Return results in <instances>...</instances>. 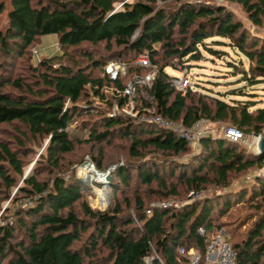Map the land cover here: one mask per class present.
<instances>
[{
  "label": "trees",
  "instance_id": "16d2710c",
  "mask_svg": "<svg viewBox=\"0 0 264 264\" xmlns=\"http://www.w3.org/2000/svg\"><path fill=\"white\" fill-rule=\"evenodd\" d=\"M222 1L237 4L252 25H264V0ZM5 10L0 125L13 126V134L0 138V186L10 190L21 181L14 202L20 198L29 206L13 210L12 222L0 223V264H189L179 248L203 254L208 235L225 224L222 218L234 206L248 203L255 210L253 220L243 232L227 228L226 240L235 252L234 264H264L263 175L255 173L234 191H209L177 208L144 211L152 196L167 200L189 190L226 188L248 170H261L264 155L209 135L193 151L172 131L110 115L88 100L95 96L107 107L113 101L126 104L128 98L116 90L148 71L133 63L146 53L157 72L150 86L136 89L133 102L139 114H158L185 126L206 119L259 133L264 130V105L225 99L236 91L213 95L194 86L178 90L165 68L189 71L192 62L204 59L203 50L219 56V50L206 44L210 39L244 56L247 67L242 62L230 66L242 80L258 83L264 80V35L252 33L224 4L212 0H0V13ZM45 34L57 35L60 51L34 61L32 49ZM85 45H101L104 52L93 56ZM116 59L125 64L126 73L111 79L105 67ZM79 103H85L84 109ZM82 114L93 119L77 124ZM72 123L87 135L70 137ZM44 141L41 164L25 173L33 146ZM115 143L125 146L126 161L110 175L108 207L92 209L87 202L91 188L74 174L63 175L73 165L67 156L84 145L102 169L106 147ZM127 190L132 191L129 196ZM15 234H21L19 239L14 240Z\"/></svg>",
  "mask_w": 264,
  "mask_h": 264
},
{
  "label": "rangeland",
  "instance_id": "374dc122",
  "mask_svg": "<svg viewBox=\"0 0 264 264\" xmlns=\"http://www.w3.org/2000/svg\"><path fill=\"white\" fill-rule=\"evenodd\" d=\"M215 2H221L224 4L234 15L236 19H239L242 24L245 25L246 28H248L252 33H257V34H262L264 35V25L260 27H256L252 25L244 12L241 10V8L235 4V3H230V2H224L222 0H212ZM119 6V5H118ZM6 7L7 9L10 8L8 1H6ZM8 22H7V10L4 12L0 13V30L4 31L5 28L7 27ZM57 35L56 34H45L39 37V40L35 43L34 48L32 49L33 52V60L38 61L42 57H48L53 54L59 53V46L57 43ZM224 41V40H223ZM226 42V41H224ZM206 44L215 50H219V56L213 55L211 53H208L203 50V55L205 56L203 60L198 61V62H192V68L188 71V76L190 78L191 86H194L195 89L198 90H207V92H211V94L216 95L218 93L226 94L229 92L236 91L237 94H228L226 96V100L230 101L231 99L233 100H239L240 102H253L256 103L257 105H264V80L255 83V84H250L248 81H244L241 78L240 73H236L235 68L231 67L230 64L234 63L237 65H240V62H242L244 67H247L248 61L247 59L239 55L237 51L226 45L225 43L221 44H216L210 39L206 41ZM83 48L88 49L91 51L93 56L97 54H102L104 52L103 47L101 45L98 46H91V45H85ZM78 53V52H77ZM230 63V64H229ZM165 72L169 74L170 76H180L181 72L178 69H174L172 67H166ZM196 86V87H195ZM108 95V98H111L113 96L112 92L106 93ZM91 105L95 107L96 109H101L108 114H114V115H126L130 116L125 112L122 111H117L115 112L113 110L114 108V101L112 102L111 106L105 105L104 103L100 102L95 96H91L90 99ZM80 107H83L85 103H79L78 104ZM135 103L131 102L130 105L128 106L127 111L135 112ZM122 110V109H121ZM86 112V111H85ZM120 112V113H119ZM132 117V116H130ZM92 116H86L85 114H82V117L77 119V124L80 122V120H92ZM76 123H72L70 125V128L68 130L69 136L74 138H84L87 135V131L81 130L79 127H76ZM222 126H227L226 123H221V122H211L209 121L206 123L204 126V129H209L218 132L219 129ZM13 126L8 125V124H1L0 125V138H10L13 134L12 132ZM264 131V130H263ZM259 133H244L246 135V141L241 142L240 144L244 146L247 152L255 153L254 150L257 146V140L260 136V134L263 132ZM122 142V141H121ZM117 143V142H116ZM115 143V144H116ZM111 147H106V159L103 164V168L99 169L104 172H109L107 176H109L111 173L116 169L118 165H123L124 162L126 161V149L122 143L116 144ZM197 142L191 143V146L194 148L196 147ZM45 146V141L42 142L40 145H35L33 146V151L34 154H32L29 159L28 163L25 167V173L30 171L33 166H37L38 164H41L38 160L39 154L43 151ZM193 151H196L195 148L192 149ZM91 152L87 151V147L82 145L79 147L76 152L73 154H70L68 159L73 162L72 166L70 167V170L63 172L64 177H67L68 174H74L75 178H77L82 184L85 186H88L91 188L90 195H88V205L92 209H99V210H105L109 203H110V187L109 185L106 187L107 192H106V198L105 201L103 202V205H100L99 203V198L98 195L95 194L93 191L97 188H101L102 184L95 183L93 180H87V178H83L81 176H78V173L76 171V166L81 165L85 160L90 159L92 162L93 160L91 159ZM70 162V163H71ZM95 168H97L95 166ZM133 170V169H132ZM264 171V167L259 170V169H250L247 172H245L243 175L237 177L236 179H233L231 181L230 186L220 189V188H215V187H210L209 189L206 190H201L200 195L201 197L205 196L209 191L210 192H217V193H225L227 191H234L238 189V186L243 183L250 182L254 176L255 173H262ZM135 172V171H132ZM135 174V173H133ZM109 179H107L109 181ZM90 181V182H89ZM21 181H18V183L12 187V189L7 190L4 187L0 186V223H5V222H12L14 218L15 211L23 208L24 206L27 207L29 206V202L17 200L14 202V199L16 197H20V195H17V187ZM94 185V186H93ZM131 190H127V196L131 194ZM193 191L189 190L188 192L182 194L179 198H170L167 200H161L157 199V197H151L149 199L148 206L144 210L146 214L147 210H152L154 207H161L160 205L162 203H167V207L170 208H177L175 207V204L181 205L185 201L187 202L188 200H195L197 198H193ZM123 196V195H122ZM192 196V197H191ZM200 197V198H201ZM98 198V199H97ZM173 203V205H172ZM131 216L134 218L135 222H137L134 212L130 210ZM255 215V210L251 207V205L248 204H241V205H236L232 208L231 211H229L223 218V226L221 228L227 230V228H231L236 226L239 231L243 232L246 228L247 225L253 220V216ZM15 223V220H14ZM21 234H15V239H19Z\"/></svg>",
  "mask_w": 264,
  "mask_h": 264
},
{
  "label": "built area",
  "instance_id": "2783aa9c",
  "mask_svg": "<svg viewBox=\"0 0 264 264\" xmlns=\"http://www.w3.org/2000/svg\"><path fill=\"white\" fill-rule=\"evenodd\" d=\"M191 1L197 2L200 0H191ZM133 63L139 66L148 67L149 69L147 72L141 75H136V74L133 75L127 80V82L120 91L116 90V93L120 92L122 96L127 97L128 102L122 106H119L114 101L113 110L115 112L122 111L132 116L137 121L152 123L159 128H164L166 130L172 131L176 133L179 137L185 139L189 144L193 142H197L196 147H194L195 149L198 146V140L202 136H206V135L212 137H223L232 142H237V143L246 141V135L239 129L232 126H222L218 132L209 129H204L206 123L209 122L206 119H200L194 122L190 126H185L179 121L167 119L158 114H150V113L139 114L138 110L135 112L132 111L133 114H131L130 111L128 112L127 111L128 106L130 105L131 102H133L135 98L136 89L142 85L150 86L153 80L155 79V75L157 72L155 65L151 63L149 56L146 53H142L138 57H136ZM105 72L109 78L116 79L119 76L125 75L126 66L119 59L112 60L109 61V63L106 65ZM180 72H181L180 76H172L170 81L171 84L176 89L184 91L187 87L191 86V82L186 68L181 69ZM254 152H256V148ZM76 171L78 173V176L87 178V180L89 178V180H93L95 183L99 182L100 184H102L100 189L97 188V190L95 189L93 191L95 194L98 195V198H99V194L97 191L106 194L107 192L106 187L108 186V180H107V175L109 173L108 171L104 172L102 170H99L98 168H95L94 163L90 159L85 160L81 165H77ZM256 174L260 176L262 175L264 176V171L262 173H256ZM192 194H193V198L201 197L200 192L193 191ZM190 202L191 200H188L187 202L185 201L181 205L175 204V207H180ZM167 205H168L167 203H162L160 206L167 207ZM147 213L149 214L150 210H147ZM199 232L201 234H204V228H199ZM227 236L228 234L225 231V229L221 227L215 228L214 230L211 231V233L207 237V244L203 254L196 251L194 248H190L188 250H185L184 248H179V253L186 254L189 257V264H234L235 252L231 248L229 242L226 240ZM144 260L146 261V263H150L151 258L149 256H146Z\"/></svg>",
  "mask_w": 264,
  "mask_h": 264
},
{
  "label": "water",
  "instance_id": "95a60500",
  "mask_svg": "<svg viewBox=\"0 0 264 264\" xmlns=\"http://www.w3.org/2000/svg\"><path fill=\"white\" fill-rule=\"evenodd\" d=\"M255 153L264 155V131L260 134L258 138ZM107 179H109V176H107Z\"/></svg>",
  "mask_w": 264,
  "mask_h": 264
},
{
  "label": "bare ground",
  "instance_id": "6f19581e",
  "mask_svg": "<svg viewBox=\"0 0 264 264\" xmlns=\"http://www.w3.org/2000/svg\"><path fill=\"white\" fill-rule=\"evenodd\" d=\"M97 192L99 194V203L100 205H103V202L105 201V198H106V194H103V192L100 193V191H97Z\"/></svg>",
  "mask_w": 264,
  "mask_h": 264
}]
</instances>
